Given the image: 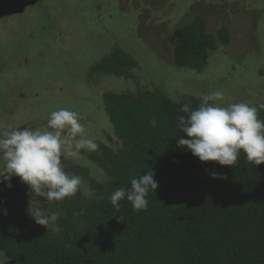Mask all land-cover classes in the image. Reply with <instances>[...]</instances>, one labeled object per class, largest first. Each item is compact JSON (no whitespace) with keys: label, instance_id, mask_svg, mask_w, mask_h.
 I'll use <instances>...</instances> for the list:
<instances>
[{"label":"trees","instance_id":"trees-1","mask_svg":"<svg viewBox=\"0 0 264 264\" xmlns=\"http://www.w3.org/2000/svg\"><path fill=\"white\" fill-rule=\"evenodd\" d=\"M230 40L226 27L210 34L200 17L167 38L173 65L196 72ZM136 68L113 49L90 74L133 79ZM180 99L138 87L106 93L102 106L114 144L105 137L96 151L82 150L103 177L61 157L64 170L79 175L88 190L62 201L34 200L19 177L0 183V251L10 264H264V164L243 153L233 166L201 162L178 146L181 136L189 139L177 127V114L187 115L181 106L194 110L201 103ZM261 105L254 106L264 120ZM151 170L158 187L149 191L146 209L133 210L126 199L119 210L110 203L115 189L129 188L132 178ZM212 171L224 178H212ZM29 208L59 219L46 228Z\"/></svg>","mask_w":264,"mask_h":264},{"label":"rangeland","instance_id":"rangeland-1","mask_svg":"<svg viewBox=\"0 0 264 264\" xmlns=\"http://www.w3.org/2000/svg\"><path fill=\"white\" fill-rule=\"evenodd\" d=\"M196 17L210 34L226 27L231 37L202 72L176 68L167 42ZM113 49L137 63L133 79L90 74ZM137 87L174 101L219 90L224 98L216 103L223 107L263 103L264 0H45L0 20V132L44 130L52 111L67 108L80 114L88 138L110 137L112 145L103 97ZM82 150L61 157L103 177ZM85 189L82 180L77 192ZM0 259H7L1 251Z\"/></svg>","mask_w":264,"mask_h":264},{"label":"clouds","instance_id":"clouds-1","mask_svg":"<svg viewBox=\"0 0 264 264\" xmlns=\"http://www.w3.org/2000/svg\"><path fill=\"white\" fill-rule=\"evenodd\" d=\"M223 98L224 93L217 90L203 95L194 110L187 103L181 106L180 111L187 115L177 114V127L189 139L181 136L177 145L190 150L201 162L233 166L243 153L252 164H264V120L258 118V107L246 102L223 107L216 103ZM80 119L78 112L60 108L50 113L44 130L11 127L0 132V160L3 161L0 183L19 177L29 186L34 200L62 201L74 195L82 178L64 170L62 154L75 157L81 149L90 152L98 149L95 140L85 135ZM211 176L224 178L215 171ZM7 186L11 188V183ZM157 187L151 170L132 178L129 188L115 189L108 199L117 210L121 206L119 202L125 199L133 210H144L148 207L149 191L155 192ZM29 211L36 223L46 228L59 219L56 213L46 215L38 208L34 212L29 208ZM6 261L0 259V264Z\"/></svg>","mask_w":264,"mask_h":264},{"label":"water","instance_id":"water-1","mask_svg":"<svg viewBox=\"0 0 264 264\" xmlns=\"http://www.w3.org/2000/svg\"><path fill=\"white\" fill-rule=\"evenodd\" d=\"M41 0H0V19L22 14Z\"/></svg>","mask_w":264,"mask_h":264},{"label":"flooded vegetation","instance_id":"flooded-vegetation-1","mask_svg":"<svg viewBox=\"0 0 264 264\" xmlns=\"http://www.w3.org/2000/svg\"><path fill=\"white\" fill-rule=\"evenodd\" d=\"M44 1H45V0H41L40 2L36 3L35 5H33V6H31V7H33V8H37V7H39V5H40L42 2H44ZM28 8H29V7H28ZM25 11H26V9H25ZM25 11H24V12H25ZM24 12H23L22 14H20V15H23ZM15 16H17V15L10 16V17H5V18H1L0 20L7 19V18H12V17H15Z\"/></svg>","mask_w":264,"mask_h":264}]
</instances>
